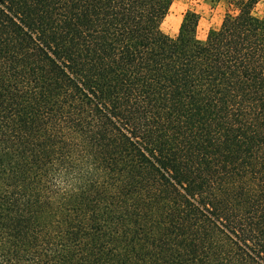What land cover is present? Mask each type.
Here are the masks:
<instances>
[{
	"label": "trees",
	"instance_id": "trees-1",
	"mask_svg": "<svg viewBox=\"0 0 264 264\" xmlns=\"http://www.w3.org/2000/svg\"><path fill=\"white\" fill-rule=\"evenodd\" d=\"M259 1L0 0V264H264Z\"/></svg>",
	"mask_w": 264,
	"mask_h": 264
},
{
	"label": "rangeland",
	"instance_id": "rangeland-1",
	"mask_svg": "<svg viewBox=\"0 0 264 264\" xmlns=\"http://www.w3.org/2000/svg\"><path fill=\"white\" fill-rule=\"evenodd\" d=\"M189 8L199 12L200 21L197 36L200 39H205L210 29L220 25L228 6L226 0H173L161 25L163 31L175 35L178 32L184 12ZM253 12L257 15L264 13V0L256 3Z\"/></svg>",
	"mask_w": 264,
	"mask_h": 264
}]
</instances>
